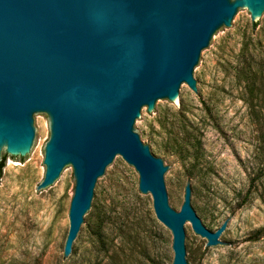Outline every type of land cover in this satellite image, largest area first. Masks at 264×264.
<instances>
[{
	"label": "water",
	"instance_id": "1",
	"mask_svg": "<svg viewBox=\"0 0 264 264\" xmlns=\"http://www.w3.org/2000/svg\"><path fill=\"white\" fill-rule=\"evenodd\" d=\"M244 7L252 22L264 15V0H0V151L30 153L40 143V115H48L38 187L67 170L75 181L65 255L86 234L118 159L137 171L139 191L171 231L172 264H190V226L207 245L225 246L227 221L208 230L194 194L190 204L189 184L173 209L171 171L137 129L186 85L202 94L197 71L205 54Z\"/></svg>",
	"mask_w": 264,
	"mask_h": 264
},
{
	"label": "rangeland",
	"instance_id": "2",
	"mask_svg": "<svg viewBox=\"0 0 264 264\" xmlns=\"http://www.w3.org/2000/svg\"><path fill=\"white\" fill-rule=\"evenodd\" d=\"M258 19L252 28L244 7L205 54L197 71L202 94L186 85L178 101H161L137 129L171 171L173 209L179 211L189 184L190 204L194 194L208 230L227 221L226 244L219 248L190 226V264H264V86L245 103L231 67L227 73L217 67L221 58L233 66L243 43L264 44V15ZM35 129L40 143L30 153L0 151V264H172L171 231L155 217L151 196L139 191L137 171L120 159L102 180L86 234L74 254L65 255L73 170L38 187L50 136L47 114ZM98 222L99 232L93 228Z\"/></svg>",
	"mask_w": 264,
	"mask_h": 264
},
{
	"label": "trees",
	"instance_id": "3",
	"mask_svg": "<svg viewBox=\"0 0 264 264\" xmlns=\"http://www.w3.org/2000/svg\"><path fill=\"white\" fill-rule=\"evenodd\" d=\"M258 25V21L252 22V28ZM217 67L224 72L232 70L233 85L240 89V94L243 101L246 103L248 98L257 96L263 90L264 86V44H250L249 42L243 43L239 49L238 55L235 58L234 65L230 66L227 59L221 58ZM250 107V105H249ZM251 109V107H250ZM253 109V105H252ZM251 109V110H252ZM253 115L258 116L259 111L252 110ZM4 165V156L0 160V174ZM93 228L97 232L101 231L100 222L94 223ZM99 234V233H98ZM97 234V243L104 244L101 235ZM105 264H110L109 262Z\"/></svg>",
	"mask_w": 264,
	"mask_h": 264
}]
</instances>
